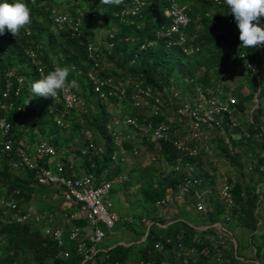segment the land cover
I'll return each mask as SVG.
<instances>
[{"label": "trees", "instance_id": "trees-1", "mask_svg": "<svg viewBox=\"0 0 264 264\" xmlns=\"http://www.w3.org/2000/svg\"><path fill=\"white\" fill-rule=\"evenodd\" d=\"M7 2L12 3L13 0H7ZM23 2L31 9V23L22 29L16 37L6 31L0 34V73L6 69H12L16 65L15 71L24 77L15 102L20 103L23 107L24 100L26 110L25 112L9 110L6 113L11 124L10 139L13 149L23 138L21 123H26L27 119L32 121L28 127L29 134L36 131L40 138H46L57 149L64 143V135L57 130L53 114L48 111L50 120L45 119L43 116L47 111L42 114L41 111L33 110L30 105V100L34 95L31 91V84L37 80V76L33 64L29 59L24 58L23 51L26 48H31L37 57L43 59L44 63L55 58L58 63L68 67L72 66L77 71V73L73 71L75 73L73 78L82 86V93L87 89V95H91L88 99L91 102L84 106L89 118L87 120L85 116L82 120L91 132H97L99 137L104 139L105 147L103 154L93 155L89 158L82 157L80 163L86 171H91L94 174L96 182L103 179L104 172V178L114 179V176L121 172V165L113 163L108 155L110 138L105 124L109 118V112L106 104L90 93V87L84 81L83 72L88 67L85 61L84 43L87 40H93V31L81 25L82 35L77 38L70 36L66 29L55 30L48 20L47 14L49 8L56 4V0H23ZM61 2L62 0H59V5L56 4L60 8L62 7ZM83 2H89V6H86L88 10H96L101 14L104 20V24L99 22L102 29H108L111 25L116 26L114 44L109 54L104 53L113 63L114 68L109 72L111 74L116 75L117 73L119 76L136 78L144 86L162 88L177 84L188 91L193 84L206 85L212 81H223L224 90L234 85L230 92L236 100L238 110L242 112L249 110L250 105L254 102L256 88L259 87L255 95L256 107L251 112V122L247 121L245 127L250 136L255 135L250 139L254 146L251 150L249 149L252 166L246 174L245 181H242L241 178L244 174L241 170L243 166L239 159V152L234 153L233 156H226L240 167V173L229 189L232 201L227 210L229 219L223 218L227 207L226 203L213 194L208 198L204 211L194 210L205 228L197 229L188 224L190 223L188 220H175L161 227L155 222L158 221L161 224L166 222H160L159 218L152 215L149 220L152 223L149 225L144 239L135 243L136 260L149 261L151 264H183L181 258L176 256L175 248L178 242L183 248L193 249L187 264H211L215 254H220L225 260L215 264H244L247 257L238 252L237 242L234 253L230 241L226 240L223 245H216L215 240L211 238L216 235V229L212 224L219 222L230 231L231 237L234 239L230 227L242 228L248 232V242L254 250L253 258L250 260L254 262L253 264H264V260L258 259L262 256L261 242L264 240L263 221L260 220L261 216L258 212L260 195H262L261 185H264V155H259V149H264V133L262 131L264 128V105L262 104L264 99V45L255 49L241 46L238 39L239 30L232 15L228 14L229 10L224 4V0H219L218 4L207 0H180L183 11L189 18L186 31L189 35L194 36L189 42L198 48L197 51L189 54L182 52L180 45L167 46L165 44L166 37L158 38L154 46L139 49V43L142 40L150 39L157 30L167 27L169 18L163 13L166 5L164 0H151L149 4L143 5L139 13L131 17V24L121 23L118 18L112 15V11L117 10L123 4H130L131 0H121L119 4H105L104 0H83ZM84 8L85 5L78 8L82 14H84ZM75 9L77 8L67 6L64 10L74 15ZM86 15V20H89V13L86 12ZM260 24L264 26V19L260 20ZM25 29L30 31V35L24 34ZM104 37L106 38V35ZM174 38V36L171 37V39ZM70 73L72 74V71ZM182 78H187L190 81L184 83ZM82 79L84 80L82 81ZM38 97V100L45 105L52 102L51 97ZM245 102L249 105H246ZM254 114L258 116V121L254 120ZM19 118L22 120L20 124L15 122ZM80 121L81 119L73 124V127L79 130L82 126ZM233 144L238 145V150L241 151L244 150L242 145L246 143H241L239 139L233 141ZM157 146L161 153L160 159L170 165L175 155L174 150L167 143L160 142ZM149 148L156 147L151 144ZM221 152L225 155L223 150ZM255 155H257L256 160L254 159ZM0 156L2 157L0 177L6 181L4 196L11 194L16 189L18 191V194L15 195L17 198L28 199L29 193L33 190L43 192L49 189L48 186L33 182L31 173L25 167L13 165L10 161V158L16 160L13 151H0ZM17 168L22 176L12 174V171ZM159 168L154 162H149L148 165L140 169L141 182L137 181L140 183L142 205L152 212L156 210L154 201L164 194V190L167 187H176L181 181V173L169 167L165 173L159 174ZM134 172L135 170L130 171L129 177ZM112 188H114V184L111 185ZM78 224L84 226V221L79 220ZM144 231L143 227L141 236ZM166 237H171V242L166 244L163 250H157L154 247V242L156 240L164 241ZM139 239L138 237L133 241ZM133 244L102 247L96 253L95 260H117L120 264H125L127 261L132 262L130 250L134 246ZM60 250L66 251V256H59ZM81 260L82 254L78 252L76 242L68 239L66 230L62 234V244L57 246L49 235L42 232L41 224L16 223L9 221L8 218L0 221V264H80Z\"/></svg>", "mask_w": 264, "mask_h": 264}, {"label": "built area", "instance_id": "built-area-1", "mask_svg": "<svg viewBox=\"0 0 264 264\" xmlns=\"http://www.w3.org/2000/svg\"><path fill=\"white\" fill-rule=\"evenodd\" d=\"M164 1L166 5L163 13L169 18L167 27L157 30L150 39L142 40L139 43V49L154 46L158 38L166 37L167 46L180 45L185 54L197 51L198 48L189 42L194 36L186 31L189 18L183 11L180 0ZM207 1L219 3V0ZM150 2L151 0H131L130 4H123L117 10L112 11V15L121 23L131 24V17L136 16L140 8ZM86 12L91 18L104 24L99 12L96 10ZM74 13L71 15L64 9L51 6L47 18L55 30L66 29L70 36L80 38L83 14L78 8L74 10ZM115 30V25L105 29L106 38L100 40L101 48H98L97 44L95 46L90 40L84 43V55L88 67L83 73L90 87V93L103 103L110 105L118 113L121 112L112 116L110 114L105 124L110 138L109 158L113 163L125 162V154L129 153L132 157L145 155L149 158V162H153L161 158L157 145L160 142L167 143L175 152L170 168L181 173V181L174 188L167 187L164 194L154 201L155 212L160 216L165 215L173 201L190 202L195 211H203L208 197L200 187L202 182L197 176L200 158L211 157L213 149L217 147L219 152L224 151L225 157L239 152L243 169L246 173L251 169V163H249L251 153L249 152L248 159L245 161L240 157L241 151L238 150V145L233 144V141L239 139L245 142L251 136L246 129H242L238 136L235 135V131L240 128L237 119L239 110L230 92L231 86L224 90L223 81H212L206 85L193 84L189 91L182 89L179 85L157 88L144 86L136 78L106 72L104 53L109 54L114 44ZM24 34L28 36L30 31L25 29ZM172 36L175 38L171 39ZM23 56L33 64L37 80L47 72L54 70L57 65L67 67L70 72L72 71V76L68 77L69 81L73 80V76L77 73L72 66L60 64L55 58L44 63L31 48H26ZM23 80L24 77L13 69H6L0 73V121L4 122V126L0 127V151H13L16 156V160L10 158L13 165L25 167L36 184L58 190L62 204L56 210L23 209L19 199L15 196L18 194L15 189L11 194L0 197V221L8 218L9 221L16 223L41 224L42 232L49 235L57 246L62 244V234L66 230L68 239L76 242L78 252L82 254L80 264H120L117 260H95V255L99 250L97 245L104 238L105 231L110 232L119 220V216L110 209L112 206L109 199L111 181L101 179L96 182L94 174L86 171L80 163L82 157L89 158L103 154L104 139L85 138L78 149V161L70 159L46 138H40L32 151H27L21 141L13 149L10 139L11 124L6 113L9 110L17 112L22 110V106L16 103L15 99L19 95ZM189 81L187 78H182L184 83ZM82 89L79 85L78 89L61 92L56 97V104L48 106V111L53 114V121L59 130L65 131L69 128L66 122L69 112L87 104L85 98L87 89L84 93ZM253 100H256L255 95ZM249 118L251 122V115ZM262 131L264 133V128ZM79 133H83L82 128L79 129ZM151 144H154L156 148L150 149ZM235 178L220 177L218 192L219 198L227 205L223 214L225 220L229 219L227 210L232 204L229 189ZM241 178L242 181L246 180L242 176ZM116 179L121 181L124 176L118 175ZM79 220L84 221V226L78 224ZM123 221L128 224L132 219L124 217ZM140 221H144V218ZM151 223L152 221L146 225L144 233H147ZM169 223L155 222L161 227ZM212 226L216 229V235L211 238L215 240L216 245H223L229 236L232 238L230 232L219 222H214ZM199 227L205 228L203 225ZM170 242L171 237L164 238V241L156 240L154 247L157 250H163L164 246ZM175 250L176 256L181 258L183 264H187L193 249L183 248L177 242ZM58 255L66 256V251L60 250ZM213 260L216 263L221 262L222 256L215 254ZM253 263L252 260L244 261V264ZM125 264L151 263L138 259L134 263L127 261Z\"/></svg>", "mask_w": 264, "mask_h": 264}, {"label": "rangeland", "instance_id": "rangeland-1", "mask_svg": "<svg viewBox=\"0 0 264 264\" xmlns=\"http://www.w3.org/2000/svg\"><path fill=\"white\" fill-rule=\"evenodd\" d=\"M0 2H3V0H0ZM88 3L89 2H86V3L83 2V0H62L60 5H62L61 9H65L67 8V6L79 8V6L85 5L84 11H83L84 14L81 19L82 25L87 28H90V30L93 31L92 42H94V44L96 45L97 40L99 38L104 39V37H102L100 34L102 33V31L104 32L105 30L102 29V25L99 23L97 19L90 17L89 20L88 19L86 20V17H87L86 9L88 8L86 6H89ZM56 4L59 5V0H56ZM56 4H54L53 6L60 8ZM49 29L52 30V28L50 27ZM104 64H105L104 69L106 72H110L111 69L114 68L112 61H110L106 56L104 57ZM16 67L17 66L15 65L12 69L15 71ZM117 71H119V69H117ZM70 76H71V73L69 74V77ZM83 80L84 79H82V81ZM174 85H177V84H172V86ZM38 98L39 97L34 94L32 99L30 100V105L32 106L33 110L41 111L42 114L43 112L47 111V113L44 114L43 117L45 119L48 118V120H50V118L48 117V110H49L48 105L46 106L45 103L39 101ZM86 101H87V105L89 102H91L87 98H86ZM254 103L255 102H253V104L250 105L248 111L238 112L237 119H238L240 128L235 131V135L238 136L241 133V130L245 129L246 123L250 119L249 111L251 107L254 106ZM245 104L249 105L247 102H245ZM262 104L264 105V99L262 100ZM22 105H23L22 110L23 112H25L26 106L24 104V100H23ZM106 107H107V110H109L108 111L109 115L111 114V116L121 113V112L118 113V111L111 108L110 105L106 104ZM123 108L124 110H127L126 107H123ZM85 116L88 120L89 115L87 116V109L85 107L77 108L67 114L66 122L68 123L69 128L65 130L64 133H63V130H59L57 128V130H59V132L62 133V135H64L63 136L64 143L62 144V146H60L58 150H61L62 152L67 154L70 159H74L76 161H78L77 159L78 149L81 147L82 141L85 138L100 139L98 133L91 132L89 127L82 120ZM77 119L78 120L81 119L80 122L82 125L81 128L83 130V133H79V130L73 127V124L78 122ZM258 119H259L258 116L254 114V120L258 121ZM21 121L22 120L19 118V119H16L15 122L16 123L18 122V124H20ZM31 122H32L31 119H27V122L24 124L21 123L22 127L20 126L22 128V135H23V138L21 139V141H25L26 144H28L29 146L35 143L37 139H40V136L36 131L33 132V134L28 133L29 132L28 127H30ZM253 136L255 135L254 134L251 135V137L247 139L245 142H242L240 140L241 143H246L245 145H242V148H244V150L242 149L240 153V157L245 161L248 159L247 156L249 154V149L251 150L252 147H254L251 142L252 140H250L251 138H253ZM260 154L264 155V149L263 150L259 149V155ZM125 155H126V161L119 162L121 165V172H118L114 176V179L113 178L109 179L111 181V185L114 184V188H112L109 193V199L112 204L110 209L113 210L119 216V220L113 225L110 232H107V230L105 231L106 232L105 236L102 239V241L97 245V249H101L102 247L109 248L116 244H121L125 246V244L134 243L133 244L134 246L131 247V250H130L131 255H132L131 256L132 263H134L137 259L136 254H135V247H136L135 243L137 242L133 240L138 237L140 239L143 237L141 236L142 234L141 231L143 227L145 228L146 225L150 222L149 220L151 219L152 215H154L155 218H159L161 220L160 222L167 223L169 222L171 218L175 217L174 215H176V212L179 211L181 207L180 214L184 217L185 220H188L190 223H193V224H198L200 220L198 218L197 213H195L193 209L194 208L193 205L191 206L190 202L186 203V201H173L169 207V211L163 216L158 215V213H156L155 211L152 212V211L147 210L142 205L141 194L139 191L140 183H137V181L141 182L140 181L141 180L140 169L143 166H146L149 164V158L145 155H142L141 157H132L129 153H126ZM256 156L257 155L254 156L255 160H256ZM153 162L160 167L159 174L165 173L170 167V165L165 163L162 159H158ZM249 163H251V166H252V162H249ZM1 167H2V157L0 156V170H1ZM132 170H135V172L132 174L131 177H129L128 174ZM241 170L243 174H247L243 168H241ZM239 173H240V167L238 166V164L233 163L230 159H228V157H225L221 152H219L217 147L213 149V154L211 157L200 158V162L198 163V167H197V176L200 178L202 182L201 188L204 190V193L208 198L210 197L211 194L219 198L218 189L220 186L219 184L220 177L222 178L223 176H225L227 179H229L230 177H236L237 175H239ZM118 175H123L124 179L121 181H117L116 177ZM102 177L103 179H106L104 178L105 172L102 174ZM242 177L247 178L246 175H243ZM5 185H6V181L2 177H0V197L4 196ZM261 192H262V195H260L261 200L258 205V212L261 216L260 220L263 221L262 228L264 229V185H261ZM18 199H19V203L23 202L21 197H19ZM185 205H187V207H185ZM35 206L38 207L39 202L38 204L35 203ZM186 208L189 211H187ZM198 212H202V210ZM124 217H130L132 221L128 224L125 223L123 221ZM141 218H144V221H140ZM230 229L238 244V252L240 254H243L244 256L253 258L254 250L248 242V232H246L242 228H237V227H230ZM230 240L231 238L229 236L227 238V241H230ZM261 243H262V249H261L262 256L261 257H262V260H264V240H262ZM242 249H244L245 252ZM222 261H225V260L222 258ZM215 263L216 262L214 260L211 262V264H215Z\"/></svg>", "mask_w": 264, "mask_h": 264}, {"label": "clouds", "instance_id": "clouds-1", "mask_svg": "<svg viewBox=\"0 0 264 264\" xmlns=\"http://www.w3.org/2000/svg\"><path fill=\"white\" fill-rule=\"evenodd\" d=\"M105 4H119L121 0H104ZM229 12L239 30V41L244 48L255 49L264 45V0H224ZM31 23V9L23 0H13L12 3L0 2V34L7 30L16 37L22 29ZM70 69L57 65L31 84V91L36 96L54 99L59 93L78 88L75 79L69 81ZM4 122L0 121V127Z\"/></svg>", "mask_w": 264, "mask_h": 264}, {"label": "crops", "instance_id": "crops-1", "mask_svg": "<svg viewBox=\"0 0 264 264\" xmlns=\"http://www.w3.org/2000/svg\"><path fill=\"white\" fill-rule=\"evenodd\" d=\"M102 37H104L105 35V31L100 34ZM105 39V37H104ZM103 40V39H98L97 40V46L98 48H101L102 46L100 45V42ZM96 46V45H95ZM91 96V95H90ZM89 95H87V93L85 94V98L89 99L90 98ZM52 102H49L47 103L46 105H53L55 102H56V97L54 99H51ZM39 139H37L35 141V143H33L32 145H28L26 144L25 141H21L22 144L24 145L25 149L27 151H32L35 144L37 143ZM14 175H18V176H22V173L19 171V168L15 169L12 171ZM23 202L20 203V206L23 208V209H33V210H37V211H42V210H56L58 208V206H60L62 204V199H61V196H60V193L58 190L52 188V187H49L48 190H45L43 192H38L37 190H33L32 192L29 193V196H28V199H23ZM21 202V200H20ZM38 204L39 202V206L36 207L35 206V203ZM185 207H187V205H185ZM181 209V207H180ZM180 209L179 211L176 212V215H174L175 217L171 218L169 220V222H173L175 220H185L184 217L180 214ZM187 211H189L187 208H186ZM190 225H195V226H202V223H198V224H193V223H188ZM197 229H201L200 227L197 228ZM229 231V230H228ZM230 232V231H229ZM236 241V240H235ZM122 242V241H121ZM231 242V241H230ZM244 252L245 250L242 249ZM243 255V254H241ZM244 256V255H243ZM247 257V260H250V257L248 256H245ZM239 258H242L241 256H239ZM260 260H262V257H260Z\"/></svg>", "mask_w": 264, "mask_h": 264}, {"label": "water", "instance_id": "water-1", "mask_svg": "<svg viewBox=\"0 0 264 264\" xmlns=\"http://www.w3.org/2000/svg\"><path fill=\"white\" fill-rule=\"evenodd\" d=\"M258 90H259V87L257 86L254 95L257 94ZM254 102H255L254 106H252L251 109H250V115H251L252 110L256 107L257 99ZM193 226L195 228H199V226H195V225H193ZM145 234H146V232L144 233L143 237L141 239H139L138 241H136V242H139V241L143 240L144 237H145ZM231 243H232V246H233V252L235 253V251H236V241H235V239L233 237L231 238ZM125 245H128V244H125Z\"/></svg>", "mask_w": 264, "mask_h": 264}]
</instances>
